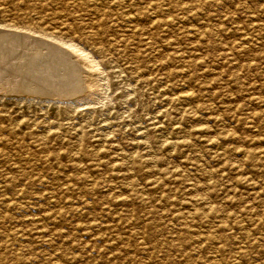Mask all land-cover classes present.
Instances as JSON below:
<instances>
[{
    "label": "rangeland",
    "instance_id": "rangeland-1",
    "mask_svg": "<svg viewBox=\"0 0 264 264\" xmlns=\"http://www.w3.org/2000/svg\"><path fill=\"white\" fill-rule=\"evenodd\" d=\"M94 1L0 0L106 76L36 98L46 50L1 42L0 264H264V0Z\"/></svg>",
    "mask_w": 264,
    "mask_h": 264
},
{
    "label": "bare ground",
    "instance_id": "bare-ground-1",
    "mask_svg": "<svg viewBox=\"0 0 264 264\" xmlns=\"http://www.w3.org/2000/svg\"><path fill=\"white\" fill-rule=\"evenodd\" d=\"M91 1H93V0H91ZM90 4H91V2H90ZM28 30L32 34H36V35L43 36V37H48V38L51 39L52 42L45 41V40H42V39H40L38 37H33V36H30V35H24V33L22 35L21 33H13V32L12 33L11 32L8 33V32L0 31V44H1V42L3 40H6V38L9 39V40L10 39L13 40V38H16L17 41H18V38H19L21 40V42H23L22 41L23 38L25 36H27V41L26 42L24 41V43L22 45V46L25 45L26 46L25 48L27 50L28 49L35 50L36 48L39 51H40V49L46 50V51H43V53L45 52L44 54L41 53L42 56H43V59L42 58L41 59L43 60V62H50V63H47L46 66H44L45 67L44 70L40 71L38 74L47 72V75L45 76V75L41 74L43 76V78L42 79L40 78V79L36 80L38 78V76H36L37 73L35 72L36 73L35 74V76H36L35 78L36 79L35 78L34 79L36 81L33 82L34 83V87H32L33 88V93L32 94H34V97H36V95L39 96L41 94L43 96L45 95L46 99H47V96L48 97L57 96L58 98L62 97V96H65L66 98H71V101L70 100L69 101H70V103L72 105H74V107L75 106L78 107V106L83 105V104H88L89 105V103H91L92 100H94V99H102L103 98V94H104L103 90L105 88L104 87L105 85L103 84V81H104L106 76L103 75V73L101 72L102 70L100 68L99 63H97L95 61L94 56L90 52L85 50L80 45L75 44L73 39H72L73 37L72 38L67 37V36H63L61 38L60 37H55L54 35L47 34L46 32L42 31L41 29H35V28H29ZM25 38H24V40H25ZM10 41H9V43H10ZM53 42H56V43H53ZM5 43L7 44V42H5ZM4 44H2V46ZM12 45H14V44L12 43ZM18 45L19 44H17V46ZM7 46H10V45H7ZM10 48H12V47H10ZM13 48H15V47L13 46ZM19 48L21 50V47H19ZM9 50H10L9 48H8L7 52L5 50H3V51L0 50V65L2 66V68H7L6 71L10 72V71L14 70V73H13L14 76H18L20 74V72H16V71H24L23 70V68H24L23 65L26 64L27 62H25V63L22 62L23 63V65H22V63L18 62L19 59L17 61L15 59L19 58V56L22 58V56H24L23 55L24 53L22 54L21 52H17L18 50L14 53L13 51L11 52ZM99 50L100 49H96V51L99 52L98 54L100 55V51H102V50H100V51ZM36 54H39V53L36 52ZM32 57H34V56L32 55ZM27 58L25 57L24 59H27ZM30 59H28V60H30ZM31 60H34V59H31ZM42 60H41V62H42ZM11 61L13 63H10ZM38 62H40V61H38ZM31 63H32V61H31ZM35 66L33 65L32 67L36 68ZM28 67H30V66H28ZM32 67H30V70H31ZM52 69L53 70L55 69V70L53 71ZM48 70H52L53 72H55V74L50 73V71L48 73ZM9 72L7 74H9ZM80 73L83 74V78L81 77L82 74H80ZM22 74H24V73H22ZM28 74H30V73L28 72ZM32 77H34V75ZM2 78L0 76V79H2ZM28 78H31V77L29 76ZM11 81H13V80L11 79ZM1 82H2V80H1ZM11 83L15 84L14 81L11 82ZM4 89H5V84L2 82V84L0 86V92H3V91L6 90V89L5 90ZM11 89H13V88H11ZM28 90L30 91L29 88H28ZM12 92L16 93V91H12ZM18 93H21V92L19 91ZM72 99H73V101H72ZM62 100L64 101V99H62ZM251 157H252V155H251ZM253 158H254V156H253ZM212 238H214V237H212Z\"/></svg>",
    "mask_w": 264,
    "mask_h": 264
}]
</instances>
